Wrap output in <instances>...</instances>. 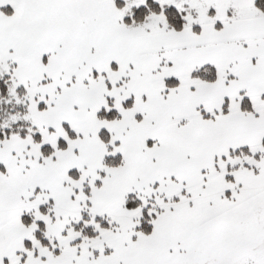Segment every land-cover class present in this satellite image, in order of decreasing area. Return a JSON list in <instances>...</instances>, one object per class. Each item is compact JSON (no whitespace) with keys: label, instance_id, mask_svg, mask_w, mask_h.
<instances>
[{"label":"snow or ice","instance_id":"snow-or-ice-1","mask_svg":"<svg viewBox=\"0 0 264 264\" xmlns=\"http://www.w3.org/2000/svg\"><path fill=\"white\" fill-rule=\"evenodd\" d=\"M0 264H264V0H0Z\"/></svg>","mask_w":264,"mask_h":264}]
</instances>
